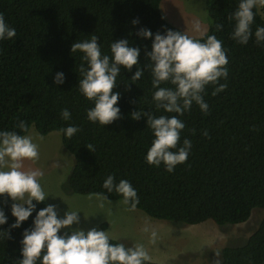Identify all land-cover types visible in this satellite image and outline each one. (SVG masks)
<instances>
[{
	"label": "trees",
	"instance_id": "trees-1",
	"mask_svg": "<svg viewBox=\"0 0 264 264\" xmlns=\"http://www.w3.org/2000/svg\"><path fill=\"white\" fill-rule=\"evenodd\" d=\"M162 1L0 0V14L16 29L14 39L0 41V129L20 132L15 126L23 120L45 136L69 124L78 126L80 131L71 139L60 134L63 147L74 157L68 178L74 194L105 191L103 180L114 174L117 181H130L139 197L136 209L155 220L187 226L208 221L220 227L244 224L255 209L264 213V47L253 40L240 46L230 39L232 25L227 17L238 0L207 1L210 26L206 34L214 33L227 50L228 77L220 81L227 87L215 96L211 87L207 89V115L194 105L181 117L186 125L181 141L190 139L192 149L173 173L145 162L153 137L145 118L134 121L130 116L136 109L154 110L147 73L135 85H128L130 73L122 70L125 79L118 77L120 84L113 91L121 94V119L105 127L86 119L92 104L76 88L80 60L77 54L72 56L70 45L95 34L107 52L111 40L128 39L141 47L139 63L145 64L144 47L150 50L151 41L139 39L137 27L154 33L164 28L182 31L161 19ZM133 19H139V26L132 25ZM217 24L223 25L219 32ZM257 25L264 26L260 13L253 32ZM61 71L66 82L57 87L52 79ZM64 108L71 112L69 121L60 117ZM88 145L92 148L87 149ZM109 200L120 198L113 193ZM0 207L11 223L3 198ZM31 220L13 230L10 238L0 239V264H15L19 259L21 232ZM221 255L220 264H264V217L244 244L225 247Z\"/></svg>",
	"mask_w": 264,
	"mask_h": 264
},
{
	"label": "clouds",
	"instance_id": "clouds-1",
	"mask_svg": "<svg viewBox=\"0 0 264 264\" xmlns=\"http://www.w3.org/2000/svg\"><path fill=\"white\" fill-rule=\"evenodd\" d=\"M261 10H264V0H238L227 17L232 25L230 39L233 42L246 46L253 40L257 46L264 47V26L257 25L253 32L255 17ZM131 23L137 27L140 21L133 19ZM222 27L215 25L217 32ZM192 31L198 35L171 28L154 33L149 28L137 27L135 35L142 41H151L150 50L144 47L145 64L139 63L141 47L128 39L111 40L107 52L102 51L103 45L95 34L70 45V53L77 54L80 60L76 88L79 95L92 104L86 110L90 123L105 127L121 119L118 106L121 94L113 90L120 84L118 77L125 79L122 70L131 74L128 80L132 83L128 85H135L148 74L154 110L136 109L130 116L134 121L145 118L146 128L153 137L144 156L145 162L157 168L163 166L167 173H173L178 165L184 164L192 149L190 139L181 141L186 126L181 117L194 105L207 115L209 104L204 99L207 89L211 87V95L215 96L227 87L220 82L227 79L229 72L223 41L214 33L206 34L200 20L193 22ZM15 37L16 29L0 14V41ZM65 82L62 71L54 74L53 85L59 87ZM60 117L69 121L71 112L64 108ZM15 127L20 132L0 129V198L4 199L12 218L9 223V215L0 207V239L10 238L13 230L21 229L32 218L31 224L21 232L19 259L15 264H150L152 257L143 243L113 242V237L105 230L79 227L80 211L67 208L61 216L56 203L45 204L50 197L55 198L41 184L43 171L25 169L26 161L35 164L39 160V145L23 120ZM79 131L73 124L58 130L66 139ZM203 135H208L207 130ZM101 187L105 191L96 193L101 207L111 203L109 194L115 193L128 210H136L139 197L130 181H117L114 174H109ZM40 204L45 206L37 209ZM5 225L8 227L4 228ZM144 231L149 232V229L146 227ZM157 238V232L151 230L149 243L155 244Z\"/></svg>",
	"mask_w": 264,
	"mask_h": 264
},
{
	"label": "rangeland",
	"instance_id": "rangeland-1",
	"mask_svg": "<svg viewBox=\"0 0 264 264\" xmlns=\"http://www.w3.org/2000/svg\"><path fill=\"white\" fill-rule=\"evenodd\" d=\"M208 0H163L161 12L164 18L189 35L193 22L200 20L206 33L210 26L206 6ZM264 15L263 11L260 12ZM39 145L40 158L37 163L25 162V169L39 168L44 175L41 184L51 197L46 203H56L60 215L67 210L81 212L79 227L88 230L97 228L107 231L113 240L128 245L143 243L151 262L157 264H220L222 250L228 246H240L255 232L264 213L255 209L244 224L220 227L208 221L200 225L187 226L155 220L145 213L128 207L119 201L105 203L103 207L96 195H78L70 191L68 178L73 168L74 157L62 145L61 135L52 132L40 135L34 127L30 129ZM107 225L104 229L103 225ZM75 227V226H74ZM149 232H145V228ZM155 230L158 238L155 244L149 243V234Z\"/></svg>",
	"mask_w": 264,
	"mask_h": 264
}]
</instances>
